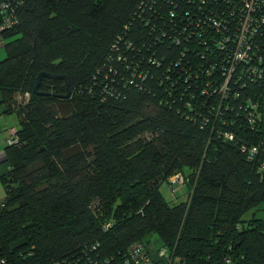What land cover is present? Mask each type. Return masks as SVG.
<instances>
[{"label":"trees","instance_id":"1","mask_svg":"<svg viewBox=\"0 0 264 264\" xmlns=\"http://www.w3.org/2000/svg\"><path fill=\"white\" fill-rule=\"evenodd\" d=\"M0 3L15 6L0 94L18 135L0 264H133L154 235L170 264H264V222L242 219L264 202V77L237 69L220 95L217 29L186 32L200 0ZM41 73L68 76L71 96L49 78L39 91L52 95L34 94ZM175 173L187 201L161 191Z\"/></svg>","mask_w":264,"mask_h":264},{"label":"built area","instance_id":"2","mask_svg":"<svg viewBox=\"0 0 264 264\" xmlns=\"http://www.w3.org/2000/svg\"><path fill=\"white\" fill-rule=\"evenodd\" d=\"M200 2L201 6L194 8L197 21H191L193 24L187 26L186 32L189 39L199 40L197 36H203L204 30L201 32L198 30L203 25L207 24L208 28L212 26L217 29L216 41L221 44L220 49L222 51L219 55L221 61L217 59L215 62H220L219 65L223 67L221 71L224 72L226 78L220 95L223 97L227 95L228 85L237 69L248 70L250 75L255 74V77L261 80L264 77V69L257 72L255 69L258 64L264 67V0H221V2L218 0V4L215 6L209 5L207 0H200ZM3 5L2 10L6 13L8 10L13 12L0 21V35L15 28L16 23L14 3H4ZM189 14L190 12H187V15ZM203 46L206 45L203 44ZM206 55L204 56L207 63L217 65L214 61L209 60ZM212 65L210 67H214ZM203 109L210 110L208 99L205 101ZM16 133V130L12 129L11 134L16 135ZM228 138L234 139L233 136H228ZM14 143L15 138L10 136L7 139V146H12ZM254 151L256 152V149ZM181 178L183 179V176ZM159 253L161 261L155 263L148 255L145 245L137 244L132 249L133 264H170L167 250L162 249Z\"/></svg>","mask_w":264,"mask_h":264},{"label":"rangeland","instance_id":"3","mask_svg":"<svg viewBox=\"0 0 264 264\" xmlns=\"http://www.w3.org/2000/svg\"><path fill=\"white\" fill-rule=\"evenodd\" d=\"M9 4V3H7ZM6 5V4H5ZM3 4L0 3V8H3ZM10 31H15V28H13ZM6 41L5 39H3V36L0 37V61H2L3 59H5L7 57V51H6ZM30 95V94H29ZM2 96V102H3V95ZM12 117V116H11ZM13 121H14V125L16 126L17 122L15 121V117H12ZM15 129V128H13ZM10 130V134H11ZM9 134V135H10ZM10 136H12L13 138H17V134L13 135L11 134ZM147 136H145L146 138ZM9 147V146H7ZM184 174L186 176L190 175V170L186 169L184 171ZM172 175V176H171ZM170 179L167 180V183L169 185V189H167L166 187H162L161 191L162 193L165 195V197L167 198L168 201H176L177 202H182V201H187L189 198V191H190V185H189V181H187V177H183V179L181 178V176H179L178 174L175 173L171 174ZM243 221H244V225L247 226L249 224L250 221L252 220H260L262 222H264V202H262L257 208L250 210L248 212H246L243 215ZM163 246V242L162 239L158 236V235H154L151 236L147 239V248L148 251L150 252L152 258L159 263L161 261V257H160V253L159 250L162 248ZM160 264H164V263H160Z\"/></svg>","mask_w":264,"mask_h":264},{"label":"crops","instance_id":"4","mask_svg":"<svg viewBox=\"0 0 264 264\" xmlns=\"http://www.w3.org/2000/svg\"><path fill=\"white\" fill-rule=\"evenodd\" d=\"M7 113V108L2 102L0 94V203L5 199L3 179L11 171L6 154V140L9 138L11 128L15 127L12 117Z\"/></svg>","mask_w":264,"mask_h":264},{"label":"water","instance_id":"5","mask_svg":"<svg viewBox=\"0 0 264 264\" xmlns=\"http://www.w3.org/2000/svg\"><path fill=\"white\" fill-rule=\"evenodd\" d=\"M44 78H49V79H53V80H63L66 83V87H67V94L66 95H56L55 97L57 98H69L72 94V85H71V81L70 78L66 75H61V76H55V75H51V74H47V73H41L36 81V84L34 86L33 92L36 95L39 96H51L52 94L50 93H42L39 91L41 83L43 81Z\"/></svg>","mask_w":264,"mask_h":264},{"label":"bare ground","instance_id":"6","mask_svg":"<svg viewBox=\"0 0 264 264\" xmlns=\"http://www.w3.org/2000/svg\"><path fill=\"white\" fill-rule=\"evenodd\" d=\"M17 141H18V139H17V138H15V143H14L12 146H14V145L17 143Z\"/></svg>","mask_w":264,"mask_h":264}]
</instances>
